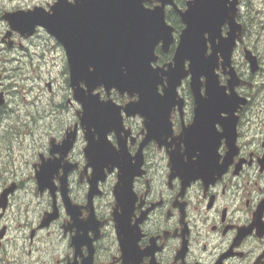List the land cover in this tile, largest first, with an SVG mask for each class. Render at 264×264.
Instances as JSON below:
<instances>
[{"label":"flooded vegetation","instance_id":"flooded-vegetation-1","mask_svg":"<svg viewBox=\"0 0 264 264\" xmlns=\"http://www.w3.org/2000/svg\"><path fill=\"white\" fill-rule=\"evenodd\" d=\"M189 1L164 5L172 41L166 49L162 41L157 43L152 67L166 69L172 62L185 28L180 13ZM54 2L0 11V44L11 54L8 64L25 59L29 45L53 58L57 40L40 27L28 38L16 31L6 38L10 28L2 16L35 6L48 10ZM143 6L150 10L161 3L147 0ZM244 6L238 0L235 20L241 25V40L233 50L231 66L241 80L235 92L245 102L237 103L235 98L224 108L204 105L197 113L187 77L177 88L178 96L143 108L144 115L126 116L122 107L137 98L96 89L99 100H111L122 119L105 138L93 135L91 153L85 156L89 141L81 131L80 105L71 92L69 103L75 105L76 119L68 128L77 126V135L59 169L57 144L68 128L57 139L55 119L42 130L46 138L41 144L35 142L25 182L14 177L0 189L1 194L14 186L5 210L0 208V249H5L0 264H264V103L260 106L264 97L254 96L260 90L256 78L264 70L259 53L244 46L248 31ZM227 31L225 24L221 36ZM41 36L43 41L38 40ZM240 48L243 59L245 49L257 58L255 72L245 60L244 70L234 61ZM19 69L23 67L9 72ZM227 71L219 64L221 86L227 84ZM6 77L0 74L4 96L0 111L7 103ZM46 86L52 107L44 110V116L53 119L57 92L50 82ZM41 165L52 167L43 189L35 178ZM99 169L102 179L94 183ZM13 242L20 245L14 252Z\"/></svg>","mask_w":264,"mask_h":264},{"label":"water","instance_id":"water-1","mask_svg":"<svg viewBox=\"0 0 264 264\" xmlns=\"http://www.w3.org/2000/svg\"><path fill=\"white\" fill-rule=\"evenodd\" d=\"M147 0H55L45 10L34 7L27 11L5 13L2 19L11 31L26 38L34 35L40 27L57 40L66 57L68 84L74 101L80 105L78 120L87 143L85 156L91 153L90 139L93 135L105 138L107 132L121 124L118 107L111 100H99L96 89L102 88L106 94L114 89L120 95L137 98L122 107L126 116L144 115L160 99L178 96L177 88L182 80L189 77V88L195 105H230L244 103L235 92L240 79L231 66L233 50L241 40V25L236 22L238 0H190L187 9L180 13L185 28L181 32L172 62L167 68H154L155 46L162 41L166 49L171 43L170 29L163 14L165 4L172 0H155L161 7L145 9ZM228 26L225 37L221 27ZM206 35V37H205ZM209 50V52H208ZM244 60L251 73L257 69V58L250 50H244ZM219 64L228 75L226 86H221L216 70ZM204 78V82L201 78ZM163 78L166 85L162 93L158 85ZM204 85V93L201 87ZM228 91L226 92V90ZM204 98H207L205 100ZM207 101L208 103H205ZM4 104L0 92V107ZM221 111H224L225 110ZM230 114V111H226ZM77 126L68 128L64 138L57 144V170L73 146ZM51 166L41 165L35 178L40 189L48 186L46 176ZM111 169H108L110 171ZM102 169L94 179H102ZM14 186L0 194V208L5 210L7 195ZM70 213L71 206H66ZM1 237V234H0Z\"/></svg>","mask_w":264,"mask_h":264},{"label":"rangeland","instance_id":"rangeland-1","mask_svg":"<svg viewBox=\"0 0 264 264\" xmlns=\"http://www.w3.org/2000/svg\"><path fill=\"white\" fill-rule=\"evenodd\" d=\"M50 1L0 0V11L17 6L31 8L34 4L44 6ZM243 2L245 6L242 12L246 15L248 30L244 46L259 53L264 70V0H243ZM38 40L43 41V37H38ZM30 46L34 45H29L28 53L30 54L27 53L25 59L8 64V59H12L11 54L8 50H2L3 47L0 44V74L7 76L6 82L3 83L4 91L7 92V103L0 111V189L14 177L25 182L26 177L30 175L27 161H31V155L36 153L35 142L41 144L45 138L42 130L48 128L51 121L57 119V139H59L68 127H72L76 119L75 105L69 103L72 102V97L63 48L57 43V53L51 58L48 54L42 56L35 46ZM39 49L41 50L40 47ZM234 61L242 70L247 66L241 48L235 52ZM20 66L23 69L9 72ZM256 81L260 90L254 96L262 98L264 97V71L256 78ZM47 82H50L51 88L57 92V114L53 119H47L44 116V110L52 107V96L48 95ZM263 103L264 100L260 105L261 108ZM19 246L13 242L12 251L14 252L15 247ZM14 256L17 255L13 253ZM4 257L3 246L0 249L1 261Z\"/></svg>","mask_w":264,"mask_h":264},{"label":"bare ground","instance_id":"bare-ground-1","mask_svg":"<svg viewBox=\"0 0 264 264\" xmlns=\"http://www.w3.org/2000/svg\"><path fill=\"white\" fill-rule=\"evenodd\" d=\"M57 128V127H56ZM46 138V137H45Z\"/></svg>","mask_w":264,"mask_h":264}]
</instances>
